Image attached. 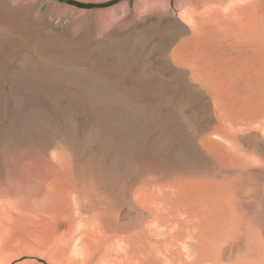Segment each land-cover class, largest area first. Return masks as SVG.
I'll return each instance as SVG.
<instances>
[{
	"label": "bare ground",
	"instance_id": "obj_1",
	"mask_svg": "<svg viewBox=\"0 0 264 264\" xmlns=\"http://www.w3.org/2000/svg\"><path fill=\"white\" fill-rule=\"evenodd\" d=\"M7 21L0 17V187H5L4 193L0 189V225L5 221L29 231L58 264L264 262V186L254 185L249 204L244 178L238 196L232 191L239 203H225L224 178L215 185L210 169L215 135L243 155L229 152L232 165L264 181L259 167L264 162L252 157L264 153L263 93L249 100L240 82L210 87L223 107L221 116L227 111L221 97L234 99L223 116L227 120L220 116L223 124L212 133L194 118L183 129L173 125L172 117L149 109L143 93L124 104L122 81L110 79L108 72L94 73L46 54L29 53L20 61L16 45L29 43L30 33L17 38ZM247 26L264 31V18ZM263 44L258 46L264 49ZM151 79L130 82L144 88L155 82ZM241 141L252 155L240 149ZM184 143L197 149L203 163ZM218 170L225 169L219 165ZM7 177L18 187L15 193L9 192L14 187Z\"/></svg>",
	"mask_w": 264,
	"mask_h": 264
},
{
	"label": "rangeland",
	"instance_id": "obj_2",
	"mask_svg": "<svg viewBox=\"0 0 264 264\" xmlns=\"http://www.w3.org/2000/svg\"><path fill=\"white\" fill-rule=\"evenodd\" d=\"M73 1L102 4L112 0ZM0 13L1 20L7 21L8 18L7 22L11 24L14 36L21 38L23 31L30 33L29 43L18 42L16 45L14 53L16 56H21L20 61L24 60L29 53L43 56L46 54V57H54L61 63L90 67L94 73H104L105 76L109 73L107 77L110 79L116 77L113 79L122 81L121 90L126 95L129 93L128 98L126 95L122 97L125 102L122 100V106L130 101L134 102L135 95L143 93L149 109L161 111L169 118L172 117L173 125L183 127V129H186L188 121L194 118L195 122L204 125L207 131L212 133L215 127L221 125V120L225 121L226 118L224 119L223 116L225 112L233 109L231 104L234 99L229 94H226L227 97H221L224 101L227 100L225 101L227 109L224 108L227 111L221 116L224 110L220 111V109L223 107L217 106L219 102L215 101L217 98L213 94L215 86L218 88L221 83L223 84L219 88L224 86L225 89L233 85V82H237V85L240 82L249 100L257 98L254 96L264 94V49L260 47L264 43L262 39L264 36L260 34L264 31L258 28V31L254 32L247 26L250 22L264 18V0H120L111 7L91 9L80 8L61 0H0ZM252 32L257 33L254 35ZM33 40H41L42 45L35 47L31 42ZM216 64L219 67H215ZM149 66H154L157 70L148 71ZM209 66L212 67L211 72H209L211 69ZM216 68L219 72L214 70ZM222 71L224 75L228 74L229 78L227 75L224 77L227 80L221 79V76H224ZM215 72L221 73L220 78L217 79L218 74L214 77ZM207 73L212 75L209 76ZM205 74L208 76L205 77ZM148 78H152L151 80L155 82L144 88L137 87L134 82H130L131 79L139 82ZM212 79L213 81L216 79L218 85L215 82L212 84ZM228 79L233 81L229 83ZM209 81L210 83H207ZM131 83L134 85L129 86ZM228 99L231 101L229 102ZM214 136L212 135L215 146L213 150L217 149L215 150L217 152L211 150V153L214 152L212 157L210 153L213 182L215 185L229 183L228 189V184L225 185L226 188L224 185L221 187L227 190L225 203L229 199L227 202L238 204L235 192L238 196L239 186L244 178L245 180L248 178L249 192L246 190L245 193L251 194V197L246 200L249 202L250 199H254L253 189L257 188L254 185L259 184L263 187L264 181L256 178L255 173L243 174L240 166L232 165L228 160L229 152L233 153L236 158H243V155L240 153L237 156L232 143L222 138L219 139V136ZM243 145L246 143L241 141L240 149L245 153H250L251 148ZM184 146L193 150L198 163H203L202 156L192 144L184 143ZM151 153L156 154L154 149ZM263 155L258 153L252 157L264 162ZM219 165L224 167L225 170L222 172L225 177L222 172L219 173ZM233 166H237L239 171ZM225 167L228 170L227 175ZM259 167L264 171V166L259 164ZM237 175L238 178L241 177L240 180ZM228 176H231L229 180ZM222 177L224 182L221 181ZM7 179L10 184L12 182L16 185L10 177ZM12 184L11 187L17 189L9 186L12 189L9 192L14 191L15 193L18 187ZM3 188L5 187L3 186L2 189L0 187L4 193ZM232 191L235 192L232 193ZM2 222L3 224L0 225V258L2 257L0 264H58L56 260L52 261L51 254L47 252L48 249H45L47 247L44 245L41 247L42 243L34 239L29 231H25L23 227L20 229L18 225H9V223L7 225V222ZM249 227L246 226V228ZM236 259H227L224 264H245L237 262L238 259ZM260 263L264 262L260 261Z\"/></svg>",
	"mask_w": 264,
	"mask_h": 264
},
{
	"label": "trees",
	"instance_id": "obj_3",
	"mask_svg": "<svg viewBox=\"0 0 264 264\" xmlns=\"http://www.w3.org/2000/svg\"><path fill=\"white\" fill-rule=\"evenodd\" d=\"M61 1H65L68 2L70 4H73L77 7L80 8H84V9H91V8H107V7H111L113 5H115L116 3H118L120 0H112L106 3H102V4H86V3H82V2H77V1H73V0H61Z\"/></svg>",
	"mask_w": 264,
	"mask_h": 264
}]
</instances>
